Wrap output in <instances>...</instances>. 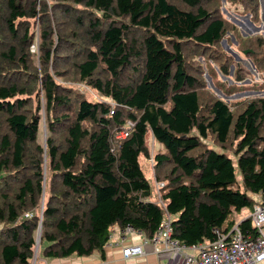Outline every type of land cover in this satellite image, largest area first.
Returning <instances> with one entry per match:
<instances>
[{"label":"trees","instance_id":"obj_1","mask_svg":"<svg viewBox=\"0 0 264 264\" xmlns=\"http://www.w3.org/2000/svg\"><path fill=\"white\" fill-rule=\"evenodd\" d=\"M208 1L182 0V8L172 0H0V264H31L40 225L47 259L104 255L115 226L152 237L165 208L142 166L149 135L162 145L153 158L182 243L215 239L213 228L264 197V96L238 111L219 98L203 103L188 66L186 43L215 47L227 32ZM55 11L76 29L54 30ZM257 41L249 52L264 70ZM59 59L111 101L57 82L66 71L51 74L48 65ZM238 223L255 231L251 218Z\"/></svg>","mask_w":264,"mask_h":264},{"label":"rangeland","instance_id":"obj_2","mask_svg":"<svg viewBox=\"0 0 264 264\" xmlns=\"http://www.w3.org/2000/svg\"><path fill=\"white\" fill-rule=\"evenodd\" d=\"M172 1L180 5L182 8H185L182 0ZM243 1L244 2L241 3L231 0H209L207 3L208 7L215 9V12L224 17L227 21V32L215 47L201 46L195 44L193 41L185 44V54L188 66L201 80L203 85L201 90H199L202 102L204 103L211 98H219L228 103L234 111L241 110L244 104L253 98L264 96V70H259L257 68L253 61L254 56H251V52H249V48H257V39L259 37H262L264 41V0ZM61 15L60 12L55 11L53 16L54 30L62 27L76 29L74 22L64 20ZM247 16L250 17L252 24L248 23L246 19ZM36 29L38 34L35 43L32 46V51H35L38 54V42L40 41L39 29H41L39 20ZM244 32H246L247 35ZM244 37L250 38L251 40H243L242 38ZM53 41L54 43L60 42L54 34ZM60 49V53L66 52L63 47ZM260 50L264 53V47ZM36 53H34V68V63H39L38 55ZM74 61H77V57H74ZM48 68L51 74L57 70L66 71L67 76H65L64 79L57 75L54 78L57 82L71 86L73 94L76 91L78 95L84 96L92 101H111L110 98L104 97L96 89L78 81V73L73 62L68 64L65 60L59 59L52 65H48ZM38 72H40V69H38ZM31 73L32 74H28V76L29 78L34 79L35 71L32 70ZM40 96H43L42 91ZM36 103V99H34L33 108L36 107ZM41 115L42 122L40 125L39 140L45 144L48 135V119L44 107ZM204 141L210 146L220 149L210 137ZM148 145L151 155L146 159L145 157L142 158V166L146 176L150 179L156 196L155 183L160 179L158 178V171L155 167L153 156L155 152L159 151L162 145L155 142L152 135H149L148 137ZM159 174L163 177L166 174V170L163 169L159 171ZM238 180L241 181V174L239 171ZM159 182L163 181L160 180ZM251 212V207L234 210L224 223L223 228L231 227L233 223H237L243 220V218H250ZM42 213L43 207L38 210L41 219ZM29 216H32L31 213H29ZM3 227L4 225L0 223V229ZM112 229H114V227ZM112 244L113 241L111 239L107 242L105 247H109ZM41 258L45 257L43 256V247L40 242L39 246L35 247V253L31 264H37Z\"/></svg>","mask_w":264,"mask_h":264},{"label":"built area","instance_id":"obj_3","mask_svg":"<svg viewBox=\"0 0 264 264\" xmlns=\"http://www.w3.org/2000/svg\"><path fill=\"white\" fill-rule=\"evenodd\" d=\"M164 186V182L155 183V200L165 208V215L152 237L133 225L110 231L109 240L123 247L124 258L144 255L147 247H151L158 258L167 259L169 264H264V197L257 196L252 208L250 218L255 230L252 233H245L240 223H235L228 228H213V240L186 245L174 237L175 216L168 212L163 201ZM137 233L143 235V242L125 246L127 238Z\"/></svg>","mask_w":264,"mask_h":264},{"label":"crops","instance_id":"obj_4","mask_svg":"<svg viewBox=\"0 0 264 264\" xmlns=\"http://www.w3.org/2000/svg\"><path fill=\"white\" fill-rule=\"evenodd\" d=\"M114 229L118 230L119 227L115 226ZM143 239V235L139 233L133 234L127 238L125 246L141 244ZM122 248L112 244L109 247H105L104 255L100 251H95L90 256L72 255L61 259L41 258L37 264H169L167 259L158 258L151 247H147L146 254L131 258L123 257Z\"/></svg>","mask_w":264,"mask_h":264},{"label":"water","instance_id":"obj_5","mask_svg":"<svg viewBox=\"0 0 264 264\" xmlns=\"http://www.w3.org/2000/svg\"><path fill=\"white\" fill-rule=\"evenodd\" d=\"M247 21H248V23L250 24H252V22L250 21V17L249 16H247ZM246 35H247V33L246 32H244ZM41 232H42V225H40V228H39V232H38V241H37V246H39V243H40V239H41Z\"/></svg>","mask_w":264,"mask_h":264}]
</instances>
